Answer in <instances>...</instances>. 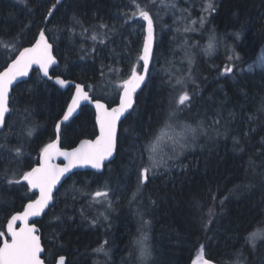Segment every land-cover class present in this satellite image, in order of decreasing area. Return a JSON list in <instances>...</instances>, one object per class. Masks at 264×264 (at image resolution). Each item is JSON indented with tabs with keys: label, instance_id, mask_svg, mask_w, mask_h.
<instances>
[{
	"label": "trees",
	"instance_id": "obj_1",
	"mask_svg": "<svg viewBox=\"0 0 264 264\" xmlns=\"http://www.w3.org/2000/svg\"><path fill=\"white\" fill-rule=\"evenodd\" d=\"M53 2L28 0L25 7L18 0H0V38L8 40L21 32L25 25L34 22L27 34V39H31L32 33L41 26L40 17ZM127 2L62 0L63 6H58L59 12L48 25L52 29L48 36L58 58V66L50 74L75 83L90 84L100 80L101 62L119 67L126 74L143 41L142 35L133 36L130 28L115 22L116 6ZM203 3L204 0H177L175 9L159 13L151 79L137 92L134 111L119 126L118 152L114 160L101 174L85 171L68 178L55 193L54 205L36 221L47 264L54 263L60 255L65 256V264H99L93 249L105 239L111 242L106 264L129 261L130 245L139 227L138 208L144 213V219L150 221L149 240L155 264H191L201 244L206 245V258L217 264H237L238 254L246 264H264V244L254 251L244 239L257 225L264 228L260 223L264 220V113L258 112L264 100V68L246 70L264 44V0H214L216 10L208 16L207 30L199 29L198 24L192 25L199 29L195 32L172 30L174 19L181 15L198 20ZM186 8L189 11L182 12ZM73 14L85 27L101 20L109 25L116 23L119 32L112 36L114 43L95 59L90 55L81 59V46L90 50L93 42L81 35L79 26L75 28V35L64 30ZM187 22L181 21V28ZM52 25H59L60 30L53 29ZM213 30L219 42L214 52L205 55L203 48ZM234 32L241 33L240 39L232 35ZM86 35L90 36V33ZM184 41L188 42L194 56V83L188 87L195 90L196 95L191 108L181 113V119L194 126L197 122L213 126L218 119L220 134L210 127L209 135L199 137L195 146L186 149L170 170L160 169L159 174L150 176L140 199L128 205L136 187L140 164L137 146L157 127L178 99L165 83L162 69L167 60L173 61L175 68L187 70L186 61L180 64L183 53L176 57L172 55L177 45ZM125 44L131 49V56L127 54ZM112 49L116 54L110 57ZM228 55L234 57L232 62L228 61ZM237 55L239 59H235ZM3 60L4 57L0 56V64ZM117 60L121 62L116 64ZM229 63L233 66V73L220 75ZM30 77L27 83L19 84L13 94L14 103L18 102L21 110L31 108L29 121L24 122L22 116L13 114L8 118V126L0 131V145H4L0 153L10 156L12 153L8 149L22 144L23 155L19 164L0 158V174L8 167L19 175L38 164L40 148L54 138L55 118L62 116L65 101L74 90L72 86L62 91L51 83H41L36 70ZM94 95L111 99L100 90ZM249 116L254 119L250 120ZM26 125L35 128L30 138L26 135ZM94 125L93 109L82 106L65 126L62 146L72 148L82 139H93L97 133ZM106 182L113 193L110 223L101 218L94 227L89 220L104 209L97 205L89 208V198L78 193L74 200L73 189L86 185L95 190ZM210 189L216 194L217 218L206 233L197 204L203 205V213H207L212 203ZM30 195L26 185L8 189L7 184L0 181V226H6L15 210H22V205L28 202L26 197ZM225 197L221 208L219 201ZM57 216L61 220L54 219Z\"/></svg>",
	"mask_w": 264,
	"mask_h": 264
},
{
	"label": "snow or ice",
	"instance_id": "obj_2",
	"mask_svg": "<svg viewBox=\"0 0 264 264\" xmlns=\"http://www.w3.org/2000/svg\"><path fill=\"white\" fill-rule=\"evenodd\" d=\"M18 3L27 7L28 0H18ZM58 6H63L62 0H54L51 3L46 13L40 17L41 26L32 33L31 39H27V34L31 32L34 22L25 25L21 32L8 40L0 38V49L3 50L0 52V56L4 57L3 63L0 64V129L8 126V118L13 114L22 116L24 122L29 121L32 115L31 108L25 107L21 110L18 102L14 103L15 88L21 83H27V80L23 78L31 79L30 73L36 70L41 83L46 84L47 81L53 80L50 68L58 64V58L54 54V44L48 36L52 30L48 25L51 24L55 14L59 12ZM116 7L115 22L119 23L121 27L127 26L133 30L136 27L142 29V44L136 50L135 59L131 61L126 74L119 67L106 66L101 62L98 82L75 83L74 91H71L69 98L65 101L62 116L55 118L54 138L40 148L37 157L38 164L19 175L16 170L8 167L4 169L3 174H0V181L5 182L8 189H12L13 186L23 188L26 185L27 192L31 193L26 197L28 202L22 205V210H15L7 219L6 230L4 226H0V264H46L42 256L45 248L34 218L40 217L46 209L54 205L55 192L59 191L57 186L62 184V180L70 178L69 174L75 175L74 169L91 168L102 173L106 167L105 162L110 163L114 160L119 145L118 126L122 123V118L127 119L126 114L128 116L132 114L137 91L141 90L142 85L151 79L153 61L156 58L154 42L157 17L161 11L175 9L177 6L171 0H128L127 3ZM201 7L202 14L198 20H191L190 16L181 15L174 19L172 30L177 33L181 31L195 32L199 29L207 30L206 24L210 23L208 16L215 12L216 4L214 0H204ZM186 11L189 10L187 8L182 10V12ZM203 13H207L208 16ZM181 21L189 22L184 23L181 28ZM116 23L109 25L101 20L96 25L85 27L82 20L73 14L70 23L65 25L64 30L75 35V28L79 26L81 35L93 42L90 50L81 46V59L89 55L95 59L96 56L103 54L109 44L114 43L112 36L119 32ZM197 24L199 29L192 26ZM52 28L60 30L59 25H52ZM88 33L90 36L86 35ZM232 35L238 40L241 33L234 32ZM26 40L27 46H25ZM218 42L219 37L215 31H210L208 42L203 48L204 54L209 55L214 52ZM124 47L128 49L127 54L131 56L129 45L125 44ZM228 51H232V49H228ZM180 52L183 53L180 56V64L183 65L186 61L188 65L186 71L183 67L175 68L173 61L167 60L162 69L166 76L165 83L170 92L176 94L178 99L174 106H170L157 127L144 138L142 144L137 146L140 164L137 168L136 187L129 198L130 205L140 199L143 187L150 182V176L159 174L160 169L170 170L177 161H180V157L183 156L186 149L195 146L199 137L209 135L210 127L218 135L220 134L219 127H217L220 124L218 119L214 121L213 126H206L203 122H197L194 126L181 119V113L185 109L191 108L196 92L188 87L190 83H194L192 79L194 56L187 41L177 45V49L172 53L173 57L179 55ZM113 54H116L115 49L110 52V57ZM239 58L238 55L235 57V59ZM227 59L232 62L234 57L228 55ZM120 62V60L115 61L116 64ZM261 62L264 63V58H261ZM251 67L250 65L249 70ZM230 73H233L231 63L225 65L220 75L226 76ZM55 83L64 88L68 87L71 82L57 76ZM97 90L110 95L111 99L97 98L94 95ZM85 102L92 105L95 110L94 127L97 134L94 139H82L71 149H65L62 146L65 126ZM258 112L264 113V100L261 101ZM249 119H254V117L249 116ZM34 131V126L26 125V135L29 138L32 137ZM3 147L4 145H0V148ZM8 151L12 155L0 153V158L19 164L23 155L22 144L8 149ZM59 158L65 162L62 166L54 162ZM10 172L11 175H9ZM247 187L251 188L252 185H247ZM209 192L212 203L208 207L207 213H203V205L197 204V210L202 213L201 220L204 221L203 227L206 233L210 231L209 225L217 218L216 194L212 193L211 189ZM73 193L74 200L78 198L76 193L88 197L89 208L99 205L104 209L89 220L90 224L95 227L101 222V218L110 223V212L114 206L112 188L109 183L106 182L95 190H91L86 185L80 189L74 188ZM226 199L227 197L219 201L221 208H223ZM137 212L141 218V227L138 229L139 235L131 242L130 260L125 261L124 264H155L152 258L153 251L148 243L147 227L150 221L144 219V213L139 208ZM84 214L82 208L81 215ZM54 219L61 220V217L57 216ZM260 223L264 224V220H261ZM208 239L212 238L208 237ZM244 239L247 246H250L254 251L257 250L261 244H264V228L257 225L255 229L247 233ZM205 249L206 245L201 244L198 255L192 264H215L214 261L206 258ZM93 252L108 257L111 252V242L105 239L103 243L93 249ZM56 264H65V256L60 255ZM237 264H246L245 260L240 259V254L237 256Z\"/></svg>",
	"mask_w": 264,
	"mask_h": 264
},
{
	"label": "water",
	"instance_id": "obj_3",
	"mask_svg": "<svg viewBox=\"0 0 264 264\" xmlns=\"http://www.w3.org/2000/svg\"><path fill=\"white\" fill-rule=\"evenodd\" d=\"M155 43V42H154ZM58 66V64L57 65H53L52 66V68H50V72H51V70L52 69H54V68H56ZM32 73V72H31ZM30 73V74H31ZM55 78L56 77H53V80H50V81H47L48 83H51V84H53L54 86H56L57 88H59L60 90H62V91H64V90H66L69 86H72L73 88H74V86H75V82H73V81H70L71 83L68 85V87H64V88H61L59 85H57L56 83H55ZM60 78H62V77H60ZM23 79H25V80H28V78H23ZM69 81V80H68ZM144 85H142V87H143ZM74 91V90H73ZM140 90H138L137 92H139ZM89 106V107H91L92 108V105H90V104H87L86 102H85V104H83L82 106ZM81 106V107H82ZM93 109V108H92ZM78 111H79V109L77 110V112L76 113H74L73 114V116L70 118V121L78 114ZM93 111H94V116H95V110L93 109ZM126 116H127V114H126ZM124 120V118H122V121ZM69 121V122H70ZM68 122V123H69ZM119 126H120V124H119ZM119 126H118V132H119ZM2 129H0V131H1ZM97 131V130H96ZM97 134V133H96ZM95 138V137H94ZM93 138V139H94ZM80 142V141H79ZM78 142V143H79ZM77 143V144H78ZM76 144V145H77ZM75 145V146H76ZM71 149V148H70ZM116 155V154H115ZM115 158V157H114ZM39 162V161H38ZM56 164H59V165H63V163H65L64 161H63V159L62 158H59V159H57L56 161H54ZM105 164L107 165V164H109V162H105ZM104 170V169H103ZM74 171V173H76V172H85V171H91V172H94V173H96V174H101L100 172H96L95 170H93V169H91V168H81V169H74L73 170ZM103 172V171H102ZM70 176L72 175V174H69ZM68 178H66V179H64V180H62V184L61 185H58L57 187H58V189H60L61 188V186L63 185V183L67 180ZM56 193V192H55ZM49 209V208H48ZM48 209H46L45 210V213H46V211L48 210ZM44 213V214H45ZM44 214H42L40 217H36V218H34V220L35 221H38V220H40L41 218H42V216L44 215ZM7 224V223H6ZM38 228V227H37ZM39 229V228H38ZM5 230H6V226H5ZM40 234V233H39ZM44 255V253L42 254V256ZM59 259V257L56 259V261L54 262V263H52V264H56V262H57V260ZM65 262H66V260H65ZM191 264H192V262H191ZM215 264H217V263H215Z\"/></svg>",
	"mask_w": 264,
	"mask_h": 264
},
{
	"label": "rangeland",
	"instance_id": "obj_4",
	"mask_svg": "<svg viewBox=\"0 0 264 264\" xmlns=\"http://www.w3.org/2000/svg\"><path fill=\"white\" fill-rule=\"evenodd\" d=\"M177 0H171V2H174L176 3ZM202 14V13H201ZM205 16H208L207 13H203ZM142 23V22H141ZM130 31H131V34L133 36H138V35H142V38H143V32H142V29H140L139 27H136L135 30H133L132 28H130ZM261 58H264V44L261 46V48L259 49V52L257 53L256 57H255V60L250 64L252 67H251V70L255 69V68H261L263 67L264 68V63L261 62ZM247 66L246 70H249V66ZM130 205V204H128ZM99 206V205H97ZM139 218V224H138V229L141 227V218ZM147 232H148V243L150 245V240H149V231H148V227H147ZM139 235L138 231H137V235L136 237ZM135 237V238H136ZM96 254V257H97V260H98V263L99 264H103V262H105L106 259H108L109 257H105L103 254Z\"/></svg>",
	"mask_w": 264,
	"mask_h": 264
},
{
	"label": "flooded vegetation",
	"instance_id": "obj_5",
	"mask_svg": "<svg viewBox=\"0 0 264 264\" xmlns=\"http://www.w3.org/2000/svg\"><path fill=\"white\" fill-rule=\"evenodd\" d=\"M65 149H70V148H65ZM76 173H78V172H76ZM70 177H72V175L70 176ZM62 187V186H61ZM39 221V220H38ZM37 226V225H36ZM39 233H40V230H39Z\"/></svg>",
	"mask_w": 264,
	"mask_h": 264
}]
</instances>
